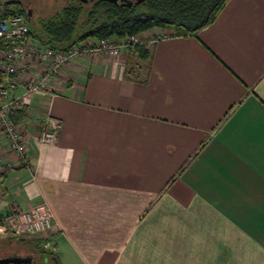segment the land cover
I'll use <instances>...</instances> for the list:
<instances>
[{
  "label": "crops",
  "instance_id": "crops-1",
  "mask_svg": "<svg viewBox=\"0 0 264 264\" xmlns=\"http://www.w3.org/2000/svg\"><path fill=\"white\" fill-rule=\"evenodd\" d=\"M148 49L73 61L27 106L32 170L0 174V219L46 203L59 264H264V0ZM7 224L0 242H37Z\"/></svg>",
  "mask_w": 264,
  "mask_h": 264
},
{
  "label": "built area",
  "instance_id": "built-area-1",
  "mask_svg": "<svg viewBox=\"0 0 264 264\" xmlns=\"http://www.w3.org/2000/svg\"><path fill=\"white\" fill-rule=\"evenodd\" d=\"M123 40L111 38L90 46L75 45L69 50L58 51L41 44L34 37L23 15H7L0 5V174L16 167L32 170L29 137L23 121L15 122L11 113L30 105L36 97L47 106L53 97L49 83L62 67L85 56L101 52L118 53L120 48H129L137 42L138 35ZM42 119L38 142L53 143L61 121L46 113ZM2 150L13 155L14 160L5 159ZM52 222L50 207L46 203H38L27 209H15L7 225L17 235L39 237L52 229Z\"/></svg>",
  "mask_w": 264,
  "mask_h": 264
},
{
  "label": "trees",
  "instance_id": "trees-1",
  "mask_svg": "<svg viewBox=\"0 0 264 264\" xmlns=\"http://www.w3.org/2000/svg\"><path fill=\"white\" fill-rule=\"evenodd\" d=\"M68 0L59 9L32 22L21 2H1L5 14H21L26 19L34 37L44 45L66 51L75 45H94L106 39H123L158 28L174 31L176 35L196 34L210 24L228 0ZM145 46L136 45L134 51L140 59L149 57ZM127 75L136 76L133 67ZM131 74V75H130ZM134 74V75H133ZM27 106L11 113L15 122L26 118ZM9 219V217H8ZM6 218L0 219L4 224ZM34 239V237L29 236ZM30 241L40 264H59L52 251L43 247V239ZM30 252V253H32ZM29 253V252H28ZM27 253V254H28ZM31 256V254H29Z\"/></svg>",
  "mask_w": 264,
  "mask_h": 264
},
{
  "label": "rangeland",
  "instance_id": "rangeland-1",
  "mask_svg": "<svg viewBox=\"0 0 264 264\" xmlns=\"http://www.w3.org/2000/svg\"><path fill=\"white\" fill-rule=\"evenodd\" d=\"M5 1H8V0H0V3L1 2L3 3ZM17 1L21 2L25 11H27L30 14L32 22H35L38 17L50 15L55 10L59 9L62 5H64L66 2H68V0H17ZM168 35H176V34L174 31H171V30L165 31V30H161V29H158L155 31H149L148 33L144 32L141 35H138V41L137 42H135L129 48L128 47L120 48L118 53H121V52L125 53V51H127V52L134 51V48L136 47V45H139V44L145 46V48H143V49H147V51H148L149 50L148 46L151 44L152 40L157 39V38L162 37V36H168ZM123 39H116V40L124 41ZM120 41H118V42H120ZM87 46H90V45H87ZM134 52H136V51H134ZM118 53H115V54H118ZM136 53H137L136 55L133 53L132 57H137L138 53L142 54L144 52L142 50H139V52H136ZM98 54H111V53L101 52ZM137 59H138V57H137ZM147 60H148V58L138 59V63L140 62L143 65L145 63V61H147ZM26 236H28V235H26ZM41 237L42 236H39V237L37 236V237H34V239H36V238L39 239ZM30 246H31V243H29V242H16V241H14V238H13L10 240V242H9V240L6 243L0 242V251H3L4 248L10 249V250H15V251H17L18 249H20L21 251H25V252L28 251L29 253L24 254V255L30 256L29 254H31L32 259L30 262H27V263L25 262L24 264H40L38 261V257L35 256V254H36L35 251L32 252L30 250ZM49 247H51V248H49ZM47 249L51 251L52 245L48 244ZM30 252H32V253H30ZM11 254H14V253H11ZM7 256H13V255H6V257Z\"/></svg>",
  "mask_w": 264,
  "mask_h": 264
},
{
  "label": "water",
  "instance_id": "water-1",
  "mask_svg": "<svg viewBox=\"0 0 264 264\" xmlns=\"http://www.w3.org/2000/svg\"><path fill=\"white\" fill-rule=\"evenodd\" d=\"M81 1H89V0H81ZM126 1V0H125ZM142 0H135L134 2L135 3H138ZM31 258L28 257L26 259L24 258H21V257H16V258H13V257H10V256H7V257H1L0 258V264H8V263H17V264H20L21 262H27L29 261Z\"/></svg>",
  "mask_w": 264,
  "mask_h": 264
},
{
  "label": "flooded vegetation",
  "instance_id": "flooded-vegetation-1",
  "mask_svg": "<svg viewBox=\"0 0 264 264\" xmlns=\"http://www.w3.org/2000/svg\"><path fill=\"white\" fill-rule=\"evenodd\" d=\"M10 257H13V258H16V257H21V258H24V259H26V258H28V257H30L31 259H32V256H27V255H13V256H10ZM31 259L29 260V261H27V262H30L31 261ZM26 262V263H27ZM25 262H21L20 264H24ZM8 264H17V263H8Z\"/></svg>",
  "mask_w": 264,
  "mask_h": 264
}]
</instances>
